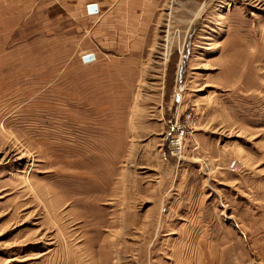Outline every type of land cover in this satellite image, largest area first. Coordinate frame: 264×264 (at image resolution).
<instances>
[{"label":"rangeland","instance_id":"374dc122","mask_svg":"<svg viewBox=\"0 0 264 264\" xmlns=\"http://www.w3.org/2000/svg\"><path fill=\"white\" fill-rule=\"evenodd\" d=\"M40 1L0 0V264H264V0H159L117 63Z\"/></svg>","mask_w":264,"mask_h":264},{"label":"crops","instance_id":"0c3cea01","mask_svg":"<svg viewBox=\"0 0 264 264\" xmlns=\"http://www.w3.org/2000/svg\"><path fill=\"white\" fill-rule=\"evenodd\" d=\"M158 1L41 0L38 10L43 14L44 19L39 33L43 32V34L49 35V38L53 35L63 34L72 40L73 25L75 24V34L79 35V41L84 46L81 50L84 52L83 56L92 55L109 63L119 62L118 59L114 60L115 58L131 60L143 55L150 47L155 2ZM19 4L20 1L17 2V11L21 12ZM92 5L96 6V13L89 11V7ZM22 7L24 8L23 5ZM88 45L90 46L85 49ZM104 57H110L113 60H104ZM198 245V249L202 250L204 247H210V242H201ZM202 253L201 255V251H199L197 256L199 260L195 258V264H197L196 259L198 264H223L224 254L219 252V256L216 257L211 249L209 253L205 251ZM176 261L174 264H183L181 257H177Z\"/></svg>","mask_w":264,"mask_h":264},{"label":"built area","instance_id":"2783aa9c","mask_svg":"<svg viewBox=\"0 0 264 264\" xmlns=\"http://www.w3.org/2000/svg\"><path fill=\"white\" fill-rule=\"evenodd\" d=\"M194 124L195 120H193L191 114L185 119V124L175 123L174 134L168 144L169 152L173 157L179 160L183 158L185 143L187 138L193 133L192 128Z\"/></svg>","mask_w":264,"mask_h":264},{"label":"water","instance_id":"95a60500","mask_svg":"<svg viewBox=\"0 0 264 264\" xmlns=\"http://www.w3.org/2000/svg\"><path fill=\"white\" fill-rule=\"evenodd\" d=\"M89 11H90L91 13H96V11H97L96 6H95V5L90 6V7H89ZM85 60H86V61H90V60H92V59H91V57H86Z\"/></svg>","mask_w":264,"mask_h":264},{"label":"bare ground","instance_id":"6f19581e","mask_svg":"<svg viewBox=\"0 0 264 264\" xmlns=\"http://www.w3.org/2000/svg\"><path fill=\"white\" fill-rule=\"evenodd\" d=\"M87 57H91V59H93L92 56H87ZM84 58H86V57H84ZM90 61H91V60H90Z\"/></svg>","mask_w":264,"mask_h":264}]
</instances>
